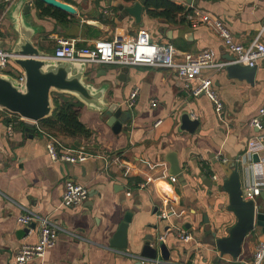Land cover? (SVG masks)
<instances>
[{
    "label": "crops",
    "instance_id": "1",
    "mask_svg": "<svg viewBox=\"0 0 264 264\" xmlns=\"http://www.w3.org/2000/svg\"><path fill=\"white\" fill-rule=\"evenodd\" d=\"M17 1L0 0V47L8 51L18 39L10 18V7ZM59 1L71 5L76 14L40 1L32 7L31 24L37 31L33 41L45 57L54 53L62 39L84 48L98 40L135 36L139 31L181 53L209 50L218 63L231 62L234 57L225 41L206 25L193 26L187 19L181 23V15L177 22L151 16L146 0ZM171 1L219 19L237 44L249 47L261 33L264 43V0H199L192 6L183 0ZM135 3L143 6V26L120 9ZM2 74L15 79L22 75L13 62ZM86 77L95 88L107 87V105H115L122 113L119 130L109 125V116L84 104L80 120L92 133L88 138L53 137L38 123L14 125L9 133L8 124L0 118V264H16L19 249L38 242L39 222L29 227L18 222L27 211L60 228L55 247L42 260L28 264H249L264 241L262 227H255L245 239L238 260L222 257L203 240L207 229L218 238L226 237L237 222L227 209L229 196L220 190L232 173V164L241 165L245 196L257 181L258 163L254 156H247V148L250 140L264 137V116L260 115L264 110V59L257 65L252 84L231 76L227 67L202 71L201 78L212 81L223 103L222 119L209 97H194L170 69L98 64L88 65ZM196 85L198 82L192 83ZM135 90L136 101L129 107ZM152 101H157L156 107ZM187 114L198 123L192 131L183 124ZM258 117L263 122L261 130L251 125ZM27 128L34 134L27 133ZM50 140L62 151L84 147L88 159L77 164L53 162L46 148ZM259 157L264 161V150ZM176 161L180 175H172V162ZM171 177L177 182H171ZM69 181L88 191L87 200L74 208L61 204ZM261 195L255 201L264 206ZM165 199L167 205H163ZM127 214H131L128 248L115 251L110 242ZM175 229L189 231L197 243L177 240ZM148 238H153L152 245L158 249L153 261L140 258ZM161 243L170 252L167 262L162 258Z\"/></svg>",
    "mask_w": 264,
    "mask_h": 264
},
{
    "label": "water",
    "instance_id": "2",
    "mask_svg": "<svg viewBox=\"0 0 264 264\" xmlns=\"http://www.w3.org/2000/svg\"><path fill=\"white\" fill-rule=\"evenodd\" d=\"M40 1L54 9L75 15L76 10L59 0H18L10 7V18L14 23L18 39L12 53L16 56L12 62L19 68L25 81L20 83L9 75L0 73V107L24 120L39 123L51 117L55 110L53 93L65 94L76 98L89 108L109 116L108 123L113 130H119L122 126L121 111L117 107H109L105 101L106 86L95 88L87 83L88 65L85 63H69L45 59V53L38 49L33 41L36 29L31 24L32 7ZM187 5L194 1L183 0ZM125 15L135 20V24L143 26L141 3H135L132 7H120ZM235 57H231L234 61ZM257 66L248 67L243 65L227 66L231 76L244 79L253 83ZM183 124L186 130H193L198 123L190 121L189 115L183 116ZM26 132L33 135L34 130L27 128ZM253 161L260 162L259 155H254ZM172 175L182 173L178 162H172ZM240 163L232 164L231 175L224 180L221 191L229 196L228 211L237 219L236 224L228 230L226 237L218 238L217 233L210 229L206 230L205 244L214 247L223 257L229 255L238 260L242 254L245 239L255 230L262 227L264 232V206L257 205L255 200H247L243 190V172ZM264 198L263 195H261ZM131 222V214H127L120 224L117 232L110 242L111 249L122 252L128 248L127 231ZM146 244L141 252V259L156 260L158 249L153 247V238L146 239ZM160 251L164 261H169L170 252L164 243L160 244ZM137 264H142L139 261Z\"/></svg>",
    "mask_w": 264,
    "mask_h": 264
},
{
    "label": "built area",
    "instance_id": "3",
    "mask_svg": "<svg viewBox=\"0 0 264 264\" xmlns=\"http://www.w3.org/2000/svg\"><path fill=\"white\" fill-rule=\"evenodd\" d=\"M192 6V5H191ZM191 9L186 19L190 25H206L219 35L227 45L229 51L234 55L235 59L231 62H215L214 55L209 50H204L196 54L181 53L173 45L155 43L148 32L139 31L137 35L114 40H98L92 46L78 48L72 40H59L54 53L45 57L47 60L69 62V63H85L87 65H117L122 67H152L170 69L176 72L179 80L183 81L185 88L189 89L194 97L206 95L213 102L217 115L222 119L223 103L218 93L213 89V83L210 79L201 78L202 71L205 69L221 70L230 65H243L248 67L257 66L259 61L264 59V43L261 42L262 33L256 37L249 47H244L235 43L234 37L227 29L222 21L201 13L196 8ZM16 56L6 49L0 47V73L8 70V67ZM20 83H24L23 75L18 78ZM193 82L198 85L192 86ZM138 95V90L131 93L129 98V107L134 106ZM153 107L157 106V101H152ZM261 117L264 116V110L260 112ZM255 118L251 125L259 130L263 127L262 118ZM0 118L4 120L12 119V113L0 107ZM25 122L27 125L37 123L24 120L20 117L14 123L7 125V131L13 132L14 125L19 122ZM158 121L155 126H159ZM47 152L50 159L57 163H84L88 159V155L84 147L76 150H59L57 143L50 140L47 145ZM264 150V137L258 136L248 143L247 156L251 158ZM260 158V157H259ZM227 161L224 160V163ZM264 161L260 159L256 168V183L252 186L245 196L247 200H255L262 193V185L264 180ZM216 179V177H214ZM171 182L176 183L177 178L171 177ZM130 195V193L128 194ZM88 198L87 189L73 181L66 183L64 193L62 195L61 204L65 208H74L82 205ZM168 204V200L163 201V205ZM164 218L168 217V212L162 211ZM38 221L40 224L38 242L34 245H24L19 249L15 257L16 264H28L36 260H42L46 252L57 244L60 228L53 224L48 218L39 217L29 211L18 217V222L25 227H29L33 222ZM177 240L184 243L196 242L197 240L189 231L175 229L173 231ZM163 240V238H160ZM264 263V241L261 242L254 255V259L249 264Z\"/></svg>",
    "mask_w": 264,
    "mask_h": 264
},
{
    "label": "trees",
    "instance_id": "4",
    "mask_svg": "<svg viewBox=\"0 0 264 264\" xmlns=\"http://www.w3.org/2000/svg\"><path fill=\"white\" fill-rule=\"evenodd\" d=\"M145 6L151 16L163 18L167 22H186V15L191 9L176 4L171 0H146ZM55 105L54 113L51 117L41 121L38 125L50 136H63L67 138H88L92 135L91 131L81 122L80 114L83 104L76 98L59 93H53ZM13 115V118L5 119L7 124L14 123L19 116ZM18 125L27 127L25 122L21 121ZM31 127V126H30Z\"/></svg>",
    "mask_w": 264,
    "mask_h": 264
}]
</instances>
